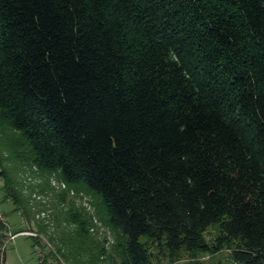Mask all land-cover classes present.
Returning <instances> with one entry per match:
<instances>
[{
  "label": "trees",
  "instance_id": "16d2710c",
  "mask_svg": "<svg viewBox=\"0 0 264 264\" xmlns=\"http://www.w3.org/2000/svg\"><path fill=\"white\" fill-rule=\"evenodd\" d=\"M0 127L99 198L94 264H264V0H0Z\"/></svg>",
  "mask_w": 264,
  "mask_h": 264
},
{
  "label": "rangeland",
  "instance_id": "374dc122",
  "mask_svg": "<svg viewBox=\"0 0 264 264\" xmlns=\"http://www.w3.org/2000/svg\"><path fill=\"white\" fill-rule=\"evenodd\" d=\"M22 143L18 132L0 127V155L4 157L0 171L4 170L10 177L13 186L21 193L22 201L7 198L1 175L0 219L5 222L6 230L2 234L5 260L0 264H94L97 259H115L113 246L117 234L100 217L99 198L85 187L68 190L57 170L44 172L30 163L26 159L29 149ZM66 191L64 199L61 195ZM73 211L87 216L88 235L81 237L79 234ZM17 231L25 232L11 239L10 233L13 235ZM214 235L215 228H209L207 238ZM151 251L152 264H191L198 260L201 264H234L229 259L228 249L215 254H200L194 262L185 254L170 261L165 251L156 247Z\"/></svg>",
  "mask_w": 264,
  "mask_h": 264
},
{
  "label": "built area",
  "instance_id": "2783aa9c",
  "mask_svg": "<svg viewBox=\"0 0 264 264\" xmlns=\"http://www.w3.org/2000/svg\"><path fill=\"white\" fill-rule=\"evenodd\" d=\"M13 236H14V235H13ZM13 236H12V237H13Z\"/></svg>",
  "mask_w": 264,
  "mask_h": 264
}]
</instances>
